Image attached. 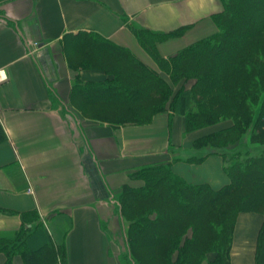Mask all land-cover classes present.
<instances>
[{"label": "crops", "instance_id": "obj_1", "mask_svg": "<svg viewBox=\"0 0 264 264\" xmlns=\"http://www.w3.org/2000/svg\"><path fill=\"white\" fill-rule=\"evenodd\" d=\"M223 8L222 0H0V124L8 135L0 142L1 236L26 231L39 264H136L128 261L130 221L119 201L125 185H143L136 171L170 164L193 184L220 189L230 182L222 155L180 158L202 135L186 132L183 115L114 123L111 102L85 90L120 66L102 40L158 69L131 25L183 29L158 42L168 57L216 33L214 14ZM263 223L262 212L238 215L232 264H256ZM10 259L26 264L24 252L0 251V264Z\"/></svg>", "mask_w": 264, "mask_h": 264}, {"label": "trees", "instance_id": "obj_2", "mask_svg": "<svg viewBox=\"0 0 264 264\" xmlns=\"http://www.w3.org/2000/svg\"><path fill=\"white\" fill-rule=\"evenodd\" d=\"M222 3L223 10L214 14L218 31L168 57L159 53L158 42L182 34L183 29L159 33L131 25L161 73L129 49L102 40L118 56L120 66L99 88L85 90L111 102L112 122L146 123L155 114L171 111L185 115L186 130H195L232 119L229 127L199 138L193 150L185 152L187 157H180L199 163L211 154L222 155L230 177L222 188L190 183L170 164L142 167L133 175L143 185L124 186L119 201L130 221L126 234L130 263L204 264L208 251L215 254L212 264H232L238 215L264 214V0ZM7 138L0 124V142ZM242 144L249 147L242 149ZM206 234L209 250L202 243ZM27 239L26 231L14 237L0 235V251L10 257L13 251H22L26 264H39ZM10 244H14L11 249ZM60 251L65 262L64 245ZM256 264H264V223Z\"/></svg>", "mask_w": 264, "mask_h": 264}, {"label": "rangeland", "instance_id": "obj_3", "mask_svg": "<svg viewBox=\"0 0 264 264\" xmlns=\"http://www.w3.org/2000/svg\"><path fill=\"white\" fill-rule=\"evenodd\" d=\"M157 65H158V69H156L159 73H161V68H160V65L157 63ZM183 84V83H182ZM187 84H189V83H187ZM174 115H176V114H174ZM179 115H182V114H179ZM184 116V126H185V128H186V117H185V115H183ZM232 123V119H225V120H220L219 122H217V123H214V124H211V125H208V126H205V127H202V128H200V129H195V130H186V132L187 133H189V132H197L198 130H201V133H202V135H200V136H197V137H195V139H194V141H193V143H192V145H191V147L190 148H192V150H193V147H194V145H195V142L199 139V138H204V136H206V135H209V134H211V133H216V132H218V131H221V130H223V129H225L226 127H229V125ZM199 144H201V145H203L204 144V141H201V143H199ZM254 145H256V144H254ZM249 146L247 145V144H242V146H241V148L242 149H246V148H248ZM186 149H188L187 147H185ZM185 151H187V150H185ZM178 154V153H177ZM180 154V153H179ZM180 155H183L184 157H187V155L184 153V151L182 152L181 151V154ZM34 219H36V217L34 218ZM189 233H192L191 232V230L189 231ZM204 236H206L207 237V239H206V242L205 241H202V243L205 245V247L207 246V250H209L208 249V245H207V240H209V234H206V235H204ZM225 241H227V239L225 240ZM224 245H225V249H227V243H225L224 242ZM127 250H126V252H127V255L129 256V255H131V251L129 250V247L128 248H126ZM175 254L177 255L178 254V252L176 251L175 252ZM215 256V254L214 253H212V252H209L208 253V251H206V255L204 256V264H212L211 263V259H213V257ZM132 263H134V261L132 260ZM223 264H224V262H223Z\"/></svg>", "mask_w": 264, "mask_h": 264}, {"label": "built area", "instance_id": "obj_4", "mask_svg": "<svg viewBox=\"0 0 264 264\" xmlns=\"http://www.w3.org/2000/svg\"><path fill=\"white\" fill-rule=\"evenodd\" d=\"M6 78L5 74L3 73V71L0 72V79L4 80Z\"/></svg>", "mask_w": 264, "mask_h": 264}]
</instances>
